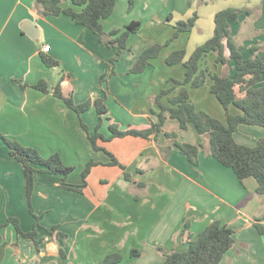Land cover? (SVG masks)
I'll return each instance as SVG.
<instances>
[{
    "label": "crops",
    "instance_id": "1",
    "mask_svg": "<svg viewBox=\"0 0 264 264\" xmlns=\"http://www.w3.org/2000/svg\"><path fill=\"white\" fill-rule=\"evenodd\" d=\"M36 2L0 0V132L36 148L44 157L58 153L66 165L74 167L67 178L73 184H79L76 173L82 172L90 159L106 163L111 158L106 151L93 149L78 113L54 95V87L61 79L63 93H72L77 103L102 97L106 92L107 115L122 129L150 126L159 112L154 97L171 84V78L184 77L182 63L166 65L169 67L159 71L156 60L162 56L164 62L175 49H185L188 57L213 36L218 11L228 7L250 10L230 20L231 35L243 46L244 57L252 56L251 46L264 45V0H134L131 11L128 0H116L113 13L102 19L105 31L122 30L132 21H140L142 26L130 35L128 48L114 64L115 74L101 83L100 76L112 69L111 59L117 55V49L103 45L91 29L77 24L69 15H43ZM70 4V0L63 3ZM74 8L81 9L77 5ZM195 14L192 30L177 37L186 36L185 44L184 39L181 44L174 40L143 72H129L145 47L165 43L174 33L173 23ZM150 24L168 26L169 30L162 38L155 36L162 34L163 29L150 39H143L141 32ZM44 45H50L49 51L43 50ZM229 53L226 47L225 55ZM42 55L58 64L47 65ZM209 56L213 61L207 65ZM202 69L233 76L235 63H217L216 55L209 54L202 60ZM41 80L47 82L48 92L34 87ZM261 85L264 77L258 83ZM190 96L197 109L204 108L200 103L208 98L217 110L205 111L226 121L209 85L190 88ZM164 101L167 103V98ZM230 112L237 113V109L232 111L230 106ZM82 118L92 133L101 121L94 106ZM164 130L176 131L179 141L207 144L193 123L181 130L178 120L168 118ZM100 132L110 135L106 118ZM235 138L253 146L264 138V128L241 124ZM98 143L115 154L125 170L104 164L94 166L83 193L62 188L59 174L35 175V212L42 216L44 227L59 225L68 234L64 246L68 257L60 255L58 241L47 231L39 229L37 237L44 240L38 249L32 239L18 235L14 225L8 224L0 226V264H84L81 255L101 252L93 262L98 264L108 253L120 251L124 255L132 249L140 250L142 255H130L128 263L162 264L164 255L158 246L167 252L187 247L181 235L185 218L190 220L194 235L216 219L235 229L234 246L220 264H264V234L256 227V222L264 226V195L257 193L255 178L240 181L232 168L221 164L202 147L199 164L193 166L164 132L157 137L125 136ZM102 167L109 168L100 171ZM137 169L143 172L138 173ZM124 171L147 184L138 189L142 194L140 200L134 198ZM12 216L20 219L24 231L33 229L35 217L29 211L24 168L0 138V225Z\"/></svg>",
    "mask_w": 264,
    "mask_h": 264
},
{
    "label": "trees",
    "instance_id": "2",
    "mask_svg": "<svg viewBox=\"0 0 264 264\" xmlns=\"http://www.w3.org/2000/svg\"><path fill=\"white\" fill-rule=\"evenodd\" d=\"M69 0H37L36 5L43 15L66 14L71 16L77 24L91 29L100 39L101 43L108 47H115L117 55L111 59L112 69L100 76L103 83L109 76L115 74L114 64L124 49L128 48V39L132 33L140 30V21H132L125 25L124 29L106 32L102 19L109 17L115 8L116 0H70L72 4L63 5ZM74 5L80 6L77 10ZM134 7V0H128V10ZM247 8L228 7L218 11L215 15V29L211 38L197 46L187 57L185 49H175L166 57L165 62L169 66L182 63L184 66L183 79L171 78V84L159 91L153 102L159 108L158 119L151 120L150 126H130L122 129L120 125L107 115L106 105L107 93L96 99H88L77 103L73 94L65 95L61 88V80L54 87V95L61 98L70 108L75 110L81 120L95 151L104 150L110 155V161L104 163L94 158L90 159L82 171L83 182L73 184L67 178L74 170L73 166L66 165L58 153L44 157L34 148L25 146L16 139L7 137L0 132L9 147L10 154L22 164L25 175V192L30 213L35 217L34 227L30 231H24L18 217H9L4 224H13L18 235L33 240L36 248H40L43 237H37L39 229H45L54 236L59 243V252L63 258L68 255L65 251V244L68 234L59 229V225L46 228L42 225V216L35 212L32 199L35 188V175L37 172L59 174L62 176L60 186L64 189L83 193L88 185V176L94 166L98 164L119 166L125 170V166L112 152L107 151L98 141H109L118 137L136 136L143 138L157 137L164 132L185 154L193 166L199 164L200 147L215 157L221 164L232 168L240 181L253 177L257 181L256 191L264 195V138L258 139L253 146L240 143L235 138V132L241 124L259 125L264 128V85L258 86L259 81L264 77V45L251 46L252 56L244 57L243 46L238 44L230 30V20L238 19ZM197 14L187 20L177 22L172 38L165 43H155L145 47L138 58L131 65L129 72L140 73L150 64L151 60L160 56L164 47L169 45L173 39L179 37L182 32L191 31L195 25ZM226 41V43L224 42ZM229 49V56L225 55V48ZM209 54L216 55L217 63L226 65L231 61L235 63L233 76L219 74L202 69V60ZM44 62L49 66L58 64L57 60L42 55ZM26 85V84H23ZM209 85L210 92L223 106L226 113V121L213 116L205 110H198L192 102L190 88H197ZM35 88L48 92V84L41 80L34 85ZM167 98V103L164 99ZM96 107L100 115V123L95 132H91L89 126L84 122L82 114L91 107ZM230 106H235L237 113L230 112ZM155 109H152V113ZM109 120L110 135L106 136L100 132L103 119ZM168 118L178 120L179 128L186 130L190 123H193L196 131L207 139V144L202 142L196 145L190 142L178 140V133L174 130L165 131L164 125ZM137 172H143L137 169ZM124 177L131 182V191L136 200H140L142 194L138 189L146 188L147 184L138 181L128 171H124ZM256 227L261 234H264V226L256 222ZM235 229L225 224L220 219L211 221L197 235L190 231V220L184 219V227L181 232L185 238L187 247L183 250H172L167 252L162 246L158 251L164 255L162 264H220L226 252L234 246ZM1 245V244H0ZM131 257H139L142 252L132 249ZM124 255L120 251L108 253L98 264H118L122 262ZM128 264H133L129 262Z\"/></svg>",
    "mask_w": 264,
    "mask_h": 264
},
{
    "label": "rangeland",
    "instance_id": "3",
    "mask_svg": "<svg viewBox=\"0 0 264 264\" xmlns=\"http://www.w3.org/2000/svg\"><path fill=\"white\" fill-rule=\"evenodd\" d=\"M150 25H153V26H150ZM150 25H148V26H144V28H143V30H142V32H141V36L143 37V39H146V40H148V39H150L153 35H154V33L156 32V31H160L161 32V29H163L162 30V34H157L155 37H157V39L158 38H162L163 36H165V31L166 32H168V26H167V28L165 27H162V28H160V26H157V27H155V25L154 24H150ZM177 25V23H173V25H172V28H171V30L174 32V30H175V26ZM167 29V30H166ZM172 36H173V34L170 36V38H172ZM170 38H168V39H170ZM182 39H184V44L187 42V39H186V36H182V38H179V39H177V38H175V39H173L172 40V42L174 41V43L175 42H178V44H181V40ZM183 41V40H182ZM171 46V45H170ZM184 46V45H183ZM157 61V65H158V68H159V71H162L163 69H165V68H167V67H169V66H166L167 64H166V62L164 61V62H162V56H160L159 58H158V60H156ZM208 61L209 62H212L213 61V57L212 56H209V58L205 61L206 63H207V65L209 64L208 63ZM197 98H199V97H196V101L199 103V102H201L200 101V99H197ZM216 101V100H215ZM218 101V100H217ZM215 103V102H214ZM217 103V105H218V107H219V109H220V111H222L223 113L225 112V110H224V108H223V106H221V104L219 103V101L218 102H216ZM220 105H219V104ZM200 105H203L204 106V108L203 107H199V109L198 110H209V111H211V110H213V112H215L217 109H215V107H214V105L212 104V102H210L209 100H208V98H205L204 99V102L203 103H200ZM203 108V109H202ZM231 110L232 111H234L235 110V108H234V106H231ZM225 115H226V113H225ZM223 120H226V118L225 119H223ZM198 133H196V135H197ZM199 135V134H198ZM201 135V134H200ZM202 137H204V136H202ZM109 167H102V168H99V170L100 171H103V170H107ZM77 175H78V177H79V179H78V183H82L83 182V178H82V172H77L76 173ZM91 186H92V189L90 190L91 192H93L94 190H93V184H92V181H91ZM77 192V191H76ZM7 226V225H6ZM47 228V227H46ZM43 230H45V229H43ZM46 231V230H45ZM34 243V242H33ZM35 245V244H34ZM71 250H72V248H71ZM74 252V251H73ZM149 253V252H148ZM147 253V254H148ZM101 252H91V253H87V254H85V255H81V260H82V262H84V264H93V262L94 261H96V258H98V257H100L101 256ZM97 255V256H96ZM124 255H125V259L123 260V262L121 263V264H127L128 263V261H129V258H130V253L129 252H124ZM95 264V263H94Z\"/></svg>",
    "mask_w": 264,
    "mask_h": 264
},
{
    "label": "built area",
    "instance_id": "4",
    "mask_svg": "<svg viewBox=\"0 0 264 264\" xmlns=\"http://www.w3.org/2000/svg\"><path fill=\"white\" fill-rule=\"evenodd\" d=\"M49 49H50V45H44L43 46V50L44 51H49Z\"/></svg>",
    "mask_w": 264,
    "mask_h": 264
}]
</instances>
